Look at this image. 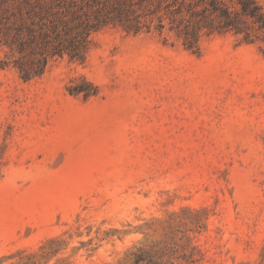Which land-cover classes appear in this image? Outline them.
Listing matches in <instances>:
<instances>
[{
	"label": "rangeland",
	"instance_id": "rangeland-1",
	"mask_svg": "<svg viewBox=\"0 0 264 264\" xmlns=\"http://www.w3.org/2000/svg\"><path fill=\"white\" fill-rule=\"evenodd\" d=\"M165 23L27 82L0 47V264H264V56Z\"/></svg>",
	"mask_w": 264,
	"mask_h": 264
},
{
	"label": "trees",
	"instance_id": "trees-1",
	"mask_svg": "<svg viewBox=\"0 0 264 264\" xmlns=\"http://www.w3.org/2000/svg\"><path fill=\"white\" fill-rule=\"evenodd\" d=\"M26 6L29 0H19V8ZM155 21L159 32L168 21L169 30L194 52L207 29L209 35H239L264 56V0H46V11H0V47L15 58L1 67L13 64L24 81H31L54 58L84 60L92 36L108 26L139 34L151 32Z\"/></svg>",
	"mask_w": 264,
	"mask_h": 264
}]
</instances>
